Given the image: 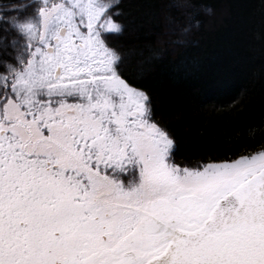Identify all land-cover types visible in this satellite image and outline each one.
<instances>
[{"label": "snow or ice", "instance_id": "obj_1", "mask_svg": "<svg viewBox=\"0 0 264 264\" xmlns=\"http://www.w3.org/2000/svg\"><path fill=\"white\" fill-rule=\"evenodd\" d=\"M115 6H0V264H264V144L176 160Z\"/></svg>", "mask_w": 264, "mask_h": 264}, {"label": "trees", "instance_id": "obj_2", "mask_svg": "<svg viewBox=\"0 0 264 264\" xmlns=\"http://www.w3.org/2000/svg\"><path fill=\"white\" fill-rule=\"evenodd\" d=\"M114 2L123 28L108 42L122 77L149 96L153 119L174 139L176 160L236 157L264 144V0Z\"/></svg>", "mask_w": 264, "mask_h": 264}]
</instances>
